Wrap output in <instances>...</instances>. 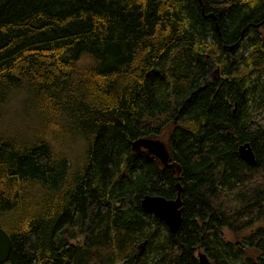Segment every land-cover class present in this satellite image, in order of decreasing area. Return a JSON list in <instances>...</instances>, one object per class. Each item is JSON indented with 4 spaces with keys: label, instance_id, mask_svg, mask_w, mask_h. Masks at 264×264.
<instances>
[{
    "label": "trees",
    "instance_id": "1",
    "mask_svg": "<svg viewBox=\"0 0 264 264\" xmlns=\"http://www.w3.org/2000/svg\"><path fill=\"white\" fill-rule=\"evenodd\" d=\"M247 68L264 69V0H0V124L12 93L24 107L20 129L0 125V226L12 241L0 264H199L198 246L226 264L243 250L220 229L248 225L259 252L243 264H260L264 127L247 118L264 81ZM140 136L167 137L178 176L132 148ZM77 138L73 169L53 143ZM244 141L254 164L237 153ZM177 181L172 232L140 198L173 197Z\"/></svg>",
    "mask_w": 264,
    "mask_h": 264
},
{
    "label": "water",
    "instance_id": "2",
    "mask_svg": "<svg viewBox=\"0 0 264 264\" xmlns=\"http://www.w3.org/2000/svg\"><path fill=\"white\" fill-rule=\"evenodd\" d=\"M201 6L203 10L202 2ZM204 14L206 16H211L214 19V25L218 29V23L215 20L214 13L207 12ZM260 24L261 21L255 23L256 26H259ZM233 46L234 43L228 45L229 49H232ZM216 70L218 71V67H216ZM131 146L136 150L143 147L147 153L153 155L160 163L167 164L173 170V173L178 176L180 167L175 161L170 160L171 153L168 139H160V136H140L132 141ZM237 153L241 159L249 164H254L256 162V155L249 141L239 143L237 146ZM176 188L177 192L173 197H165L157 193H145L140 198L142 209L164 221L172 232L177 230L182 220V187L179 181L176 182ZM144 242L145 240L137 245V254L139 253L138 247ZM11 247L12 241L10 234L5 228L0 226V263L4 262L9 257ZM197 259L200 264H214L204 251L199 250L197 252ZM260 264H264V255L260 256Z\"/></svg>",
    "mask_w": 264,
    "mask_h": 264
},
{
    "label": "rangeland",
    "instance_id": "3",
    "mask_svg": "<svg viewBox=\"0 0 264 264\" xmlns=\"http://www.w3.org/2000/svg\"><path fill=\"white\" fill-rule=\"evenodd\" d=\"M242 48H243V46L241 45V47L238 50H235V52L233 50V52H234L233 56L238 57ZM215 54L217 57L219 55L223 56L224 54H225V56L228 55L226 52H223V54L216 52ZM237 61H240V59L237 58ZM239 65H240V67H242V63H240ZM212 71L214 72L212 74V78L215 77L216 75L217 76L219 75V73L216 71L215 67H213ZM240 73L239 74L241 76H245L246 79L250 82L252 81L250 79L255 78L256 75H260L264 81V69L247 68L245 70H242ZM254 81H256V80H254ZM247 84L251 86L250 83H247ZM263 96H264V92L262 91L260 98H262ZM21 101H22V93L21 92H14L9 97L8 104L2 113V122L0 124V125H4L5 131H15L16 129H20V127H22V126H20V119L24 118V116H22L24 114V112H23L24 107H23ZM254 102L249 100V101H247V103H248L247 105H251ZM251 110H253V111L249 112V116L247 118V124L249 125V128H255L257 126H263L264 127V101L260 102V106L258 108L252 107ZM174 125H175V123H173V126ZM160 139L166 140L167 137L161 136ZM53 145H54L56 155L64 160L63 163H68V165L70 167H72L73 169L80 166V163L83 160V156H84V152H85V142L84 141H81L79 138H77L74 141H58V142L53 143ZM253 227L254 226H251V225L246 226L244 229H242L239 232L241 234L240 236L235 235L233 233V231L228 229L227 227H222L220 229V231H219L220 233H218V234H220V237L223 239V242L229 241L231 244H234L236 242V240H238L235 243L236 247L243 250V251L239 252L241 254L239 258L225 257L226 258V262H225L226 264H243V261H244V253L243 252H246V254L251 255V256H257V253H255V251L257 252L258 250L256 248H254L253 246L244 242V239H246V235L252 230ZM141 240L142 241L145 240V242H147V239L145 237L138 238V240L135 241L134 247L132 250L135 249L137 242H139V243L142 242ZM145 242L138 247V250L140 253L146 252L147 245H145ZM220 245L222 248V244H220ZM247 246H249L250 249H247ZM199 250L204 251L203 247H201V246L197 247L195 250L196 256H197V252ZM210 259L212 260V262L214 264H218L215 259H213L211 257H210Z\"/></svg>",
    "mask_w": 264,
    "mask_h": 264
},
{
    "label": "flooded vegetation",
    "instance_id": "4",
    "mask_svg": "<svg viewBox=\"0 0 264 264\" xmlns=\"http://www.w3.org/2000/svg\"><path fill=\"white\" fill-rule=\"evenodd\" d=\"M211 71H212V69H211ZM213 73H214V72L212 71V74H213ZM143 149H144V148H141V149L139 148V150H143ZM237 241H238V240H236V242H237ZM236 242H235V243H236ZM133 254L136 255V254H137V250H135V252H134ZM196 257H197V256H196ZM198 262H199V260H198ZM199 264H200V263H199Z\"/></svg>",
    "mask_w": 264,
    "mask_h": 264
},
{
    "label": "bare ground",
    "instance_id": "5",
    "mask_svg": "<svg viewBox=\"0 0 264 264\" xmlns=\"http://www.w3.org/2000/svg\"><path fill=\"white\" fill-rule=\"evenodd\" d=\"M217 71V70H216ZM219 73V71H217ZM219 76V75H218ZM164 222V221H163ZM165 223V222H164ZM167 226V225H166ZM168 227V226H167ZM7 231V230H6ZM208 255V254H207Z\"/></svg>",
    "mask_w": 264,
    "mask_h": 264
}]
</instances>
